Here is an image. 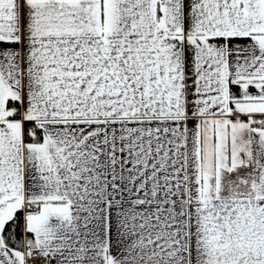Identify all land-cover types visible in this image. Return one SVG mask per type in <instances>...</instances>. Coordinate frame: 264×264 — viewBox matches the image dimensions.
Segmentation results:
<instances>
[{
  "label": "snow or ice",
  "instance_id": "snow-or-ice-1",
  "mask_svg": "<svg viewBox=\"0 0 264 264\" xmlns=\"http://www.w3.org/2000/svg\"><path fill=\"white\" fill-rule=\"evenodd\" d=\"M0 264H264V0H0Z\"/></svg>",
  "mask_w": 264,
  "mask_h": 264
}]
</instances>
